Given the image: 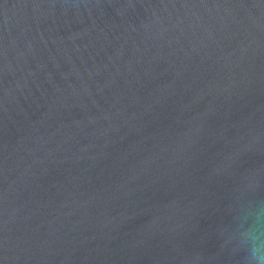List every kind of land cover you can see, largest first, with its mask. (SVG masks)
I'll list each match as a JSON object with an SVG mask.
<instances>
[{"label": "water", "instance_id": "obj_1", "mask_svg": "<svg viewBox=\"0 0 264 264\" xmlns=\"http://www.w3.org/2000/svg\"><path fill=\"white\" fill-rule=\"evenodd\" d=\"M264 0H0V264H253Z\"/></svg>", "mask_w": 264, "mask_h": 264}, {"label": "clouds", "instance_id": "obj_2", "mask_svg": "<svg viewBox=\"0 0 264 264\" xmlns=\"http://www.w3.org/2000/svg\"><path fill=\"white\" fill-rule=\"evenodd\" d=\"M253 264H264V253L259 255H253L252 257Z\"/></svg>", "mask_w": 264, "mask_h": 264}]
</instances>
